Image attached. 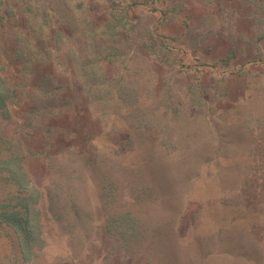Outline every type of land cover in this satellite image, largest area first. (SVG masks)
<instances>
[{
  "label": "rangeland",
  "instance_id": "rangeland-1",
  "mask_svg": "<svg viewBox=\"0 0 264 264\" xmlns=\"http://www.w3.org/2000/svg\"><path fill=\"white\" fill-rule=\"evenodd\" d=\"M189 1L0 0V264H264V0Z\"/></svg>",
  "mask_w": 264,
  "mask_h": 264
},
{
  "label": "trees",
  "instance_id": "trees-1",
  "mask_svg": "<svg viewBox=\"0 0 264 264\" xmlns=\"http://www.w3.org/2000/svg\"><path fill=\"white\" fill-rule=\"evenodd\" d=\"M186 3H187V6L188 5H190L189 3H190V1L189 0H184ZM206 6H208V4L206 3V1H204V0H201ZM215 1V3L213 4V6L215 7H212V4H210V6L212 7V8H214V10L216 11V13L219 15V11L220 10H222V7H226V5L227 4H223L222 2L224 1V0H214ZM230 1V3H231V5H230V7H228L227 8V10H229V9H231V8H234V9H236V8H238V2H237V0H229ZM222 4H223V6H222ZM244 9H245V11H247V10H249V7L248 6H246V7H244ZM227 13H230V11H228ZM245 15V17H244V15ZM243 14H241V17H237V19L235 20L236 21V27H237V29L238 30H240V26L242 25V24H240V23H242L243 22V26H251V25H253V23H254V19H253V17H249L248 15L249 14H247V13H244L243 12ZM19 21L17 20L16 21V23L14 24V25H16V24H18L19 25ZM214 35V34H213ZM221 38V34H215L214 36H213V38ZM209 47H210V45H209ZM211 49V48H210ZM7 69V71H12L13 69H12V67L10 66V65H8L7 67H6ZM43 68V67H42ZM41 66L39 65V68L37 69V70H39V72H38V74H37V76H36V78H35V80L36 79H38V78H40V75H41ZM0 77L3 79L2 81H1V87H0V99L2 98L3 100H4V102H5V100L8 102H10L11 101V103L14 101L13 100V98H14V96L11 98V94H9L8 93V88L10 87V85H12L11 87H13L14 88V86H15V80H12L11 79V77H5V76H3V73L1 74L0 73ZM66 79L64 78V81H65ZM18 97H20V95H15V99L16 98H18ZM2 103V105H3V101L1 102ZM30 101H23L22 102V107L24 108H27V107H29L30 105ZM10 114V112H8L7 111V114L6 115H9ZM6 115H2L3 117L4 116H6ZM11 115V114H10ZM25 158H26V155H25ZM19 220H28V218H24V219H22V218H20Z\"/></svg>",
  "mask_w": 264,
  "mask_h": 264
}]
</instances>
